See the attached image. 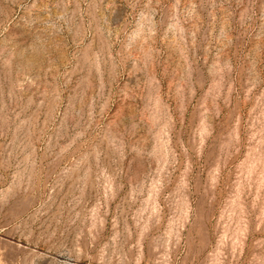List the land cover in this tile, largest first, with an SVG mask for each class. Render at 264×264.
<instances>
[{"label":"rangeland","instance_id":"374dc122","mask_svg":"<svg viewBox=\"0 0 264 264\" xmlns=\"http://www.w3.org/2000/svg\"><path fill=\"white\" fill-rule=\"evenodd\" d=\"M0 264H264V0H0Z\"/></svg>","mask_w":264,"mask_h":264},{"label":"clouds","instance_id":"9594fccd","mask_svg":"<svg viewBox=\"0 0 264 264\" xmlns=\"http://www.w3.org/2000/svg\"><path fill=\"white\" fill-rule=\"evenodd\" d=\"M129 47H131V43L129 44Z\"/></svg>","mask_w":264,"mask_h":264}]
</instances>
